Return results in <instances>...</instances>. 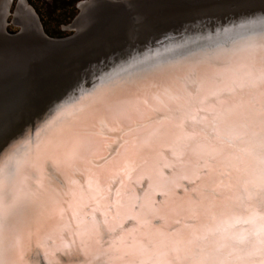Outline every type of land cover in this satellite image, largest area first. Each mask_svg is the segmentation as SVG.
I'll return each mask as SVG.
<instances>
[{
    "label": "bare ground",
    "instance_id": "6f19581e",
    "mask_svg": "<svg viewBox=\"0 0 264 264\" xmlns=\"http://www.w3.org/2000/svg\"><path fill=\"white\" fill-rule=\"evenodd\" d=\"M12 2L0 0V28L7 22ZM149 3L89 0L79 4L80 16L71 26L78 32L88 22L97 21L101 10L111 9L126 15L128 25L135 28L160 14L155 11L158 6ZM14 20L26 30L18 39L27 36L31 40L18 44L2 36L7 40L2 43L8 46L1 45L0 60L5 54L22 60L21 54L35 52L29 44H35L37 51L50 47L25 0L19 1ZM232 26L217 35L222 42L207 44L206 40L199 43L202 46L176 44L130 53L96 70L92 75L96 80L84 88L83 80H75L79 69L90 70L98 54L121 47L125 27L104 47L89 44L83 47L86 51L82 48L53 56L54 65L48 71H36L31 82L15 87L0 84V192L6 206L0 259L4 264H197L200 256L185 252L179 242L247 215L235 193L243 181L259 179L258 160L229 147L228 123L218 124V136L209 128V136L199 139L193 153L181 156L187 141L175 118L172 99L194 88L208 92L230 87L249 72L259 75L264 68V17ZM198 54L209 59L194 62L190 57ZM167 79L173 82L165 84ZM31 84L34 88L25 96ZM142 87H156V95L143 101ZM47 90L52 95L40 99L39 93ZM240 100L254 110L250 128L258 137L261 92L258 88L246 90L227 102ZM58 105L67 106L59 116ZM19 112L24 113L17 117ZM110 112L112 117L107 119L115 118L116 125L125 123L127 113L145 119L152 115V119L145 120L140 131L130 129L120 152L117 146L111 148L106 165L85 169L82 187L61 172L72 146L64 138L79 124ZM209 145L217 147L218 154L206 169H200ZM104 171L112 177L104 180ZM203 171L207 175L198 177ZM47 173L52 179L57 176L56 187L46 179ZM251 264H264V255L256 256Z\"/></svg>",
    "mask_w": 264,
    "mask_h": 264
},
{
    "label": "water",
    "instance_id": "95a60500",
    "mask_svg": "<svg viewBox=\"0 0 264 264\" xmlns=\"http://www.w3.org/2000/svg\"><path fill=\"white\" fill-rule=\"evenodd\" d=\"M148 1L150 2V5L158 6V9H156L155 11H158L160 14H158L154 18L152 16L151 19L148 20L144 25L140 26L137 24L135 28L131 27L132 24L127 25V30L122 32L123 34L127 32V35L125 34V37L121 39V47L117 46V48H115L116 50L112 51L111 53L106 51L105 55H102V53L98 54V60H96L94 63H91L90 70L85 67L79 69L78 79L75 80H83V83L81 85L84 88L93 84V82L96 80L94 76L92 77V75H95L96 70H102L104 67H106V64L110 63L111 61L122 59L125 56L127 57V55L130 53H136L139 50L156 51L164 49L165 47H172L176 44H199L206 40L207 44H211L212 42H222L223 39L217 41L219 37L217 35H221L222 32L224 33V30L231 29L233 27L232 25L244 24L245 22L251 21L254 18L264 17V0ZM115 5L119 6L117 2L115 3ZM123 21H125V18L123 19ZM109 26H111V24ZM99 27L102 28V26ZM119 27L120 26H118V29ZM213 31L218 32L210 34ZM75 37L76 36H73V38ZM45 39V42H51V44H48L49 46H57L59 49L65 47L67 43L72 42V40H69V38L51 40L45 37ZM112 41L113 39L108 40V43L106 44H110ZM211 52L212 51H208L206 53ZM205 55L206 54H198L197 56L195 55L190 58L194 62L201 59L208 60L209 58L203 59ZM87 71L89 73L91 72L90 75H83V73ZM75 80L71 79V81ZM158 82H163V80H158ZM171 82H173V80L167 79V81H165V84ZM32 86L34 85H29L28 89L25 90V96H28L31 91L30 89L34 88H31ZM155 89L156 87H142L143 101H148L152 98L153 95H156V92L154 91ZM51 93H53L52 90H47V92H40L38 97L40 99H43L47 96L52 95ZM113 112L105 113V115H101L97 119H93L87 124H85L86 122L79 124L77 128H75L76 131H74V133L69 134V136H67L68 138H64L65 143H67L68 146L70 144L72 146L69 153L70 155L65 161L62 162L60 166L61 172L63 175L65 174L66 177H69L72 182L74 181L82 187H84L85 169L94 170L106 165V162H109L113 153L111 151V148L117 146L116 151L120 152L119 147L123 145H121L122 139L125 138L126 134L130 133V129L134 132L138 129L140 131V127H142L145 123L144 121L152 119L151 114L150 118L145 119L141 114L129 115V113H127L126 117L128 118L125 119V123L123 125H116L114 123V121H117L115 118L107 119L109 117H112ZM22 113H17V117L21 116ZM24 115L25 114H23V116ZM83 124L85 125L82 126ZM103 174L106 175L103 178L104 180H107L109 176L112 177V175H109L106 171H104ZM46 179L54 187L57 186V182L55 181L57 180L56 175L55 179H52V177L47 173Z\"/></svg>",
    "mask_w": 264,
    "mask_h": 264
},
{
    "label": "snow or ice",
    "instance_id": "6c2138e0",
    "mask_svg": "<svg viewBox=\"0 0 264 264\" xmlns=\"http://www.w3.org/2000/svg\"><path fill=\"white\" fill-rule=\"evenodd\" d=\"M256 88L262 96L258 137L250 128L254 112L252 107L246 106L243 100L227 102L230 97ZM172 99L176 102L173 109L175 118L183 129V139L187 141L183 144L181 156L187 157L193 153L199 139L209 136V128L218 136V124L228 123L232 142L229 147H236L239 152L258 160L260 165L259 179L243 181L235 193L247 215L235 216L223 228L209 229L203 234L194 233L190 239L179 243L185 252H194L200 256L197 264H251L256 256L264 255V68L258 76L246 73L242 82H234L230 87H217L208 92L194 88ZM66 110V105H58L55 109L57 116ZM233 117L236 119L233 120ZM217 154L218 148L209 145V151L202 154L207 159L199 163V168L206 169ZM200 174L207 175V171L198 172L197 176ZM5 207L0 192V232L5 222ZM180 250L178 247L177 251ZM0 264H4L2 259Z\"/></svg>",
    "mask_w": 264,
    "mask_h": 264
},
{
    "label": "rangeland",
    "instance_id": "374dc122",
    "mask_svg": "<svg viewBox=\"0 0 264 264\" xmlns=\"http://www.w3.org/2000/svg\"><path fill=\"white\" fill-rule=\"evenodd\" d=\"M19 1L20 0H13L11 13L8 16L7 22L4 27L2 26L0 28L3 30L2 33L0 32V47L1 45L5 47L8 46V43H2L6 38L14 42L16 41L18 44L21 43L20 40L24 42L31 40L30 38H27V36H22L18 39L19 34L25 30L23 29L22 25L16 24L14 20V13ZM25 1L33 10L40 26L41 33H43L45 37L51 40L69 38V40H72V42L67 43L65 47L60 49L57 46H50L43 47V49L39 51L36 50L37 48L35 47V44H29L28 48H31L32 50L35 49V52L27 51L25 52V54L27 53L26 55L21 54L20 58H22V60L17 59V57H8L9 55L3 54L4 56L3 58L1 57L0 60V84L7 83L9 84L8 86L12 85L15 87L16 84L21 82L22 84L26 81L31 82V78L34 76V73L36 75V73L42 69H50V64H52V66L54 65L53 63L56 62V60L53 56L55 55L57 57L62 56L66 53H70L72 50H80L89 44L97 45V43H100L102 47H104L106 43H108V40L114 39L116 33L117 36L120 35L118 32H120L122 27H127L129 22V18H127L126 15H123V13L121 14L119 12H112L111 9H108L110 10L108 12L101 10V12H99L101 15L98 16L97 21L93 23H91V21L88 22L87 25L85 24L86 26L82 30L80 29L77 32L76 29L72 27V24L80 16L81 11L79 4L89 0ZM124 18L125 21H123ZM84 22H86V20ZM110 24L111 26H109ZM99 26H102V28ZM118 26H120L119 29ZM2 36H5L4 40ZM73 36L76 37L73 38ZM83 50L86 51L84 48ZM42 51H44V53H42ZM73 63L74 61L70 62L69 66ZM27 89L28 88H26V90Z\"/></svg>",
    "mask_w": 264,
    "mask_h": 264
}]
</instances>
